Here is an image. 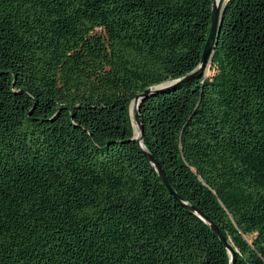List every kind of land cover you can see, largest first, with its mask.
<instances>
[{"label": "trees", "instance_id": "1", "mask_svg": "<svg viewBox=\"0 0 264 264\" xmlns=\"http://www.w3.org/2000/svg\"><path fill=\"white\" fill-rule=\"evenodd\" d=\"M210 6L0 0V264H264V0L197 71Z\"/></svg>", "mask_w": 264, "mask_h": 264}, {"label": "water", "instance_id": "2", "mask_svg": "<svg viewBox=\"0 0 264 264\" xmlns=\"http://www.w3.org/2000/svg\"><path fill=\"white\" fill-rule=\"evenodd\" d=\"M218 2H215L214 0H211V6H210V19H209V24H208V31H207V35L205 38V42L203 44V48L201 51V55H200V59H199V63L196 67L197 71L201 69L202 65L204 64L206 57L210 51V48L214 45L215 43V39L217 36V31H218V25H217V21L219 20L218 18ZM187 76V75H186ZM185 76V77H186ZM184 77V78H185ZM182 78V79H184ZM170 81V82H174ZM170 83H166L164 85H167ZM161 86V85H160ZM156 87V86H155ZM151 88L147 87L144 89V91L140 94H138L134 101L132 102V107H131V111H134L133 114V121L137 127V134H134L133 131V136L137 138V141L139 142L140 146L142 147V142H141V126L138 120V115H137V107H138V102L140 100V97L142 95H144L146 92L150 91ZM130 111V110H129ZM133 130V129H132ZM146 158L151 162V164L154 166L157 175L159 176L160 180L163 182L164 186L166 187V189L168 190V192L178 201H181L180 196L175 192V190L173 189V187L171 186V184L169 183V181L167 180V178L165 177V175L163 174V172L161 171L160 167L157 165V163L154 162V160L152 159L151 155L147 152V151H143ZM183 203V201H181ZM190 208H192L191 206H189ZM205 222H207V224L209 225L210 229L212 230V232L217 236V238L219 239V241L225 246L227 252H228V264H232L233 263V258H234V251L231 247V245L226 241L225 237L223 236V234L221 233V231L217 228V226L215 224H213L206 216H204L203 214H201L199 211H195Z\"/></svg>", "mask_w": 264, "mask_h": 264}, {"label": "bare ground", "instance_id": "3", "mask_svg": "<svg viewBox=\"0 0 264 264\" xmlns=\"http://www.w3.org/2000/svg\"><path fill=\"white\" fill-rule=\"evenodd\" d=\"M215 2H218V0H214ZM133 129H134V134H137V127H136V125L134 124L133 125Z\"/></svg>", "mask_w": 264, "mask_h": 264}, {"label": "rangeland", "instance_id": "4", "mask_svg": "<svg viewBox=\"0 0 264 264\" xmlns=\"http://www.w3.org/2000/svg\"><path fill=\"white\" fill-rule=\"evenodd\" d=\"M206 73H208V70L207 69H206ZM131 107H132V103L130 104V111H131ZM133 124H134V122H133Z\"/></svg>", "mask_w": 264, "mask_h": 264}]
</instances>
